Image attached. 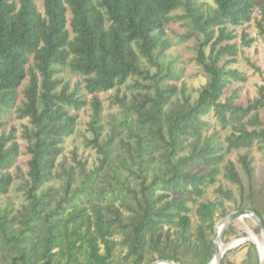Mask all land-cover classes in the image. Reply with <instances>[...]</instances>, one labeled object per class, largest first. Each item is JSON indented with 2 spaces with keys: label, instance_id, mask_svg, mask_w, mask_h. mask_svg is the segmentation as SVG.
Listing matches in <instances>:
<instances>
[{
  "label": "trees",
  "instance_id": "16d2710c",
  "mask_svg": "<svg viewBox=\"0 0 264 264\" xmlns=\"http://www.w3.org/2000/svg\"><path fill=\"white\" fill-rule=\"evenodd\" d=\"M41 1L43 13L35 0H0V196L12 184L8 170L19 154L13 136L5 134L4 119L15 110L17 119H28L30 125L23 129L29 156L25 204L15 213L9 206L0 208V264H119L116 248L124 251L126 264H184L178 257L181 247L192 253L190 264H208L214 255L208 234L217 205L199 204L193 236L188 204L215 183L221 164L225 179L240 186V175L225 154L264 141V130L257 129L264 86L245 108L233 103L235 97L222 100L233 82L245 81L242 73L228 68L236 61V47L228 44L235 37L230 28L250 22L258 0H213L214 6L198 0ZM177 11L182 12L178 19L188 21V37L196 41L194 62L206 78L193 102L184 96L172 101L176 87L166 84L180 74L165 56L166 29ZM258 27L264 35V14ZM246 38L242 44L249 46ZM148 66L156 72L151 74ZM63 69L83 77L92 96L134 78L150 81L147 90L153 89L134 100L135 119L125 110L121 125L129 140H120L119 153L113 137L100 140L102 106L92 98L93 139L87 143L101 158L90 171L77 160L75 167L57 163L64 138L76 126L70 110L85 106L78 87L69 90L57 77ZM210 114L221 129H232L224 153L217 137L206 135ZM239 164L251 183L252 159L241 155ZM55 180L62 182L59 188L49 185ZM245 208L262 218L255 206L237 207ZM221 264H228L226 254ZM240 264H259L252 243Z\"/></svg>",
  "mask_w": 264,
  "mask_h": 264
},
{
  "label": "rangeland",
  "instance_id": "374dc122",
  "mask_svg": "<svg viewBox=\"0 0 264 264\" xmlns=\"http://www.w3.org/2000/svg\"><path fill=\"white\" fill-rule=\"evenodd\" d=\"M11 1L18 4L19 0ZM198 2L214 6L213 0H198ZM35 4L38 11L43 13L42 1L35 0ZM262 14H264V0H258L257 7L252 14L250 22L241 27L230 28V30L234 31L235 37L228 44L235 45L236 47V61L234 64L229 65L228 68L236 69L242 73L245 81L240 83L233 82L225 91L222 100L235 97L233 103L244 108L252 104L259 97V88L264 86V35L261 34L258 27L262 19ZM181 15V11L173 13L172 16L175 21L170 23L166 29V39L169 43V48L165 51L166 62L173 60L174 66L180 70L178 79L167 80L166 84L176 87V95L172 101H181L184 96L190 98L191 102H193L197 98L201 87L205 85L206 78L194 62L196 41L193 38L189 39L188 33L190 32V28L188 21L177 18ZM67 18L68 20L70 19L69 14ZM244 34L247 36V40H251L249 46L242 44ZM206 52H208V49H206ZM148 68L151 74L156 72L155 67L148 66ZM57 77L62 78L64 83L69 84V90L78 87V96L85 101L84 107L77 111L70 110V114L76 116V126L73 134L64 138L61 145L62 152L57 159V163H65L67 167H75L74 160H77L85 164L87 171L96 169L99 166L101 156L95 148L89 146L87 143L93 139V134L89 128L92 98L95 96L102 106L101 124L103 130L100 140L106 141L110 137H113L114 152L119 153L122 149L120 140H129L128 131L125 126L121 125L122 116L126 110L133 119L136 118L132 110L136 103L134 100L138 98V95L146 93L152 94L153 89L147 90V87L150 86V81H143L136 78L130 79L118 89L92 96L88 95L84 89L85 81L83 77L73 74L67 69H63ZM137 82L144 87L137 86ZM26 86L27 80L24 81L22 87L19 89L17 105L23 100L22 92ZM57 90H60V87ZM116 97L124 100L126 107L121 106L116 101ZM258 114L261 125L257 126V129L264 130V108L260 109ZM206 120L210 124L206 135L214 134L218 142L222 144L224 153L226 148L225 140L231 134L232 129L230 127L221 129L211 114ZM4 121L6 123L4 127L5 134L13 136V141L18 145L19 154L12 167L8 170L13 181L7 194L0 196V208L4 209L9 206L15 213L25 204L23 181L28 172L27 162L29 156L25 155L26 141L23 137V129L26 126L30 128V125L28 119H17L15 110L10 111ZM247 128L252 129L254 126L248 125ZM244 154H247L252 159L253 178L251 183L247 181L239 164V157ZM225 161L234 163L240 175L241 184L238 186L227 181L224 177L223 164L219 166L220 173L217 175L215 183L207 185L204 188L203 196L196 198L194 202L188 204L192 227L191 233L193 236H195L196 227L199 225L197 209L201 203L212 202L217 205L214 215L215 224L223 218L221 216L222 211H225L228 215L239 210L237 209L239 205L255 206L264 219V141L255 142L249 149H240L225 154ZM61 184L62 182L60 180H55L49 185L59 188ZM241 210L250 209L245 208ZM255 229H257L255 224L249 219L237 220L232 224L231 229L223 238L222 243L227 248L232 241L246 238L249 231L258 239H261L259 232H254ZM213 235L214 233L208 234L209 241L213 242ZM115 240L118 241L119 238L117 237ZM248 243L251 242H245L229 250L226 253L227 263L240 264L247 253ZM124 255V251L116 248L114 252L115 261L119 264H126L128 261L124 258ZM178 257L184 264H190L193 261L192 253L184 251L182 247L178 249ZM155 261L151 262L148 260L147 264H152Z\"/></svg>",
  "mask_w": 264,
  "mask_h": 264
},
{
  "label": "water",
  "instance_id": "95a60500",
  "mask_svg": "<svg viewBox=\"0 0 264 264\" xmlns=\"http://www.w3.org/2000/svg\"><path fill=\"white\" fill-rule=\"evenodd\" d=\"M244 218L252 221L259 231L261 240L263 242V255L262 256L260 255V251H259L258 247L256 246V244L253 241H249L246 238L237 240V243L234 246L229 245L227 248L221 249V246L223 245L222 236H223L224 231L230 225H232L235 221L240 220V219H244ZM213 233H214V235H213L214 255L208 264H221L223 256L229 250L236 248L245 242H251L255 246V248L257 250L258 258H259V264H264V221L254 211H252V210H237V211H234V212L226 215L217 224H215V226L213 228ZM157 263L180 264V263H175L172 261H164V260H158L152 264H157Z\"/></svg>",
  "mask_w": 264,
  "mask_h": 264
},
{
  "label": "bare ground",
  "instance_id": "6f19581e",
  "mask_svg": "<svg viewBox=\"0 0 264 264\" xmlns=\"http://www.w3.org/2000/svg\"><path fill=\"white\" fill-rule=\"evenodd\" d=\"M246 239H248L249 241H253L256 246L258 247L259 251H260V255L262 256L263 255V242L261 239H258L252 232H248L247 233V237ZM237 243V240H234L232 241L229 245H235ZM228 245V246H229ZM221 249H225V246L222 245L221 246ZM234 249V248H233ZM157 264H167V263H157Z\"/></svg>",
  "mask_w": 264,
  "mask_h": 264
}]
</instances>
